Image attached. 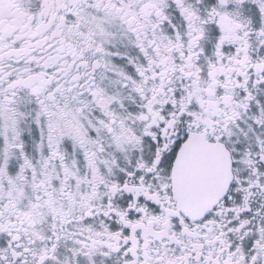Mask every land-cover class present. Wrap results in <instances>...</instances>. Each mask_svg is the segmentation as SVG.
Wrapping results in <instances>:
<instances>
[{
  "label": "snow or ice",
  "instance_id": "1",
  "mask_svg": "<svg viewBox=\"0 0 264 264\" xmlns=\"http://www.w3.org/2000/svg\"><path fill=\"white\" fill-rule=\"evenodd\" d=\"M0 264H264V0H0Z\"/></svg>",
  "mask_w": 264,
  "mask_h": 264
}]
</instances>
